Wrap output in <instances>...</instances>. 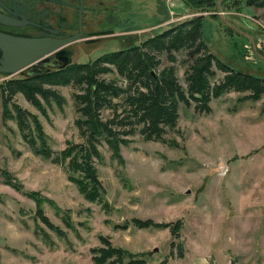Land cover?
Listing matches in <instances>:
<instances>
[{"label":"rangeland","instance_id":"rangeland-1","mask_svg":"<svg viewBox=\"0 0 264 264\" xmlns=\"http://www.w3.org/2000/svg\"><path fill=\"white\" fill-rule=\"evenodd\" d=\"M261 1L229 0L222 20L217 11L199 13L180 0H89L90 37L65 47L70 53L59 60L66 65L141 47L147 39L203 17L201 39L219 62H211L210 94L231 73L255 80L250 82L255 89L237 84L218 98L211 94L209 102H198L199 96H191V77L196 60L208 57L204 49L196 42L192 49L183 45L158 55L156 73L173 67L186 102H178L176 125L165 130L163 142L145 140L139 126L124 137L127 143L115 157L100 141L94 166L104 192L101 203L85 200L64 167L35 153L43 144L59 153L67 143L83 142L75 122L81 118L77 98L85 85H43V92L51 93L48 100L43 93L29 100L21 93L7 95V84L26 79L22 74L0 75V264H129L140 254L144 264H264ZM109 68L98 79L126 89L127 82ZM124 100L113 99L116 110L104 109L101 119L123 116ZM29 142L35 143L33 149ZM134 219L153 224L142 228ZM176 222L181 223L178 239L168 228L154 227ZM171 243L181 245V258ZM113 248L121 254L112 253ZM106 254L113 255L104 259Z\"/></svg>","mask_w":264,"mask_h":264},{"label":"trees","instance_id":"trees-1","mask_svg":"<svg viewBox=\"0 0 264 264\" xmlns=\"http://www.w3.org/2000/svg\"><path fill=\"white\" fill-rule=\"evenodd\" d=\"M180 1L185 7L203 13L217 11L219 0ZM228 1L224 0L222 2V9ZM256 1L249 0L248 4L254 5ZM258 6L264 7V1H261ZM202 20L203 17H198L181 23L176 29L147 39L141 47H131L127 50L108 53L87 64L64 66L63 61H60L62 65L55 71L48 72L47 70L41 75L24 80H12L7 84L8 97L21 93L26 99L31 100L33 95L43 93L41 96L46 101L51 93H48V91L44 93L43 85L59 86L71 82L85 85L84 92L77 98V111L81 118L75 122L83 142L79 144L67 143L66 147L59 153L51 152L43 144L42 148L35 153L50 159L53 164L64 167L68 180L76 185L79 193L88 202L101 203L103 201V188L94 166V159L100 157L97 146L101 140L106 143L115 157H120L118 155L119 147L127 143L124 137L132 135L136 127L141 126L139 132L145 140L162 142L164 141L162 137L165 130L175 127L178 102L185 101L184 95L181 92L173 67H164L156 73L160 65L157 56L165 51L181 48L183 45L192 49L196 42V48L199 50L204 49L206 52V47L201 39ZM206 55L208 56L207 59L196 60L195 65H198L192 70L191 80L193 81L191 83L193 87L191 96L192 98L199 96V100L196 97V101L201 102L200 100H202L207 103L210 101L211 94L213 98H218L228 87H234L237 84H243V86L240 85L241 89L242 87L255 89L253 83H250L255 80H251L249 74L242 75V73L235 72L229 73L230 77L225 78L224 83L216 86L217 89H213L210 94L207 78L210 75L211 62L215 61L216 64L219 62L210 53L206 52ZM109 67H114L119 77L127 82L126 89H123L116 81L106 82L98 79L99 75L111 71ZM121 96H124L126 104L123 111L124 115H121L122 117L117 115L115 118L103 121L100 113L111 106L116 110V105H113L112 100ZM201 110L206 111V108L203 106ZM34 122L37 126V122ZM18 127L23 131L22 124H18ZM38 129L40 130V127ZM40 136H42L41 130ZM28 144L32 149L34 148V142ZM9 184L13 188H17L11 182ZM36 204L38 209V201H36ZM133 223H143V225H139L142 228H148L153 224L150 220L142 222L137 219H134ZM154 227L168 228L172 238H179L180 222L154 224ZM174 246L177 245L171 243V247ZM176 248L178 250L177 257L181 258V245L179 244ZM118 250L113 248L112 253L121 254ZM172 252L173 249H171L170 256H173ZM112 255L106 254L104 259L111 258ZM124 256L130 261L134 260L132 258H139L129 264H144L142 258L144 255L142 254L134 257L131 253L126 254L125 252ZM160 264H167V260H163Z\"/></svg>","mask_w":264,"mask_h":264},{"label":"flooded vegetation","instance_id":"flooded-vegetation-1","mask_svg":"<svg viewBox=\"0 0 264 264\" xmlns=\"http://www.w3.org/2000/svg\"><path fill=\"white\" fill-rule=\"evenodd\" d=\"M88 2L89 0H0V59H5L6 47L16 45L8 40L65 39L78 35L76 41L69 45L78 41L87 42L91 34L86 30ZM50 31L56 33L52 34ZM61 52L51 54L45 58L49 59L47 62L35 63L20 74L29 78L41 75V72L50 67H57L59 59H67L68 52L65 48Z\"/></svg>","mask_w":264,"mask_h":264},{"label":"water","instance_id":"water-1","mask_svg":"<svg viewBox=\"0 0 264 264\" xmlns=\"http://www.w3.org/2000/svg\"><path fill=\"white\" fill-rule=\"evenodd\" d=\"M219 0L217 3V12L220 19L223 20L222 2ZM55 34L56 31H50ZM78 35L72 38L54 39V38H41V39H26V40H8L11 44L5 48V59H0V73L5 75H13L20 73L29 68L35 63L47 62L45 59L51 54L64 49L67 45L76 41ZM20 58V59H17ZM67 63V62H66ZM64 66L66 64H63ZM43 72H41L42 74Z\"/></svg>","mask_w":264,"mask_h":264},{"label":"crops","instance_id":"crops-1","mask_svg":"<svg viewBox=\"0 0 264 264\" xmlns=\"http://www.w3.org/2000/svg\"><path fill=\"white\" fill-rule=\"evenodd\" d=\"M181 13H182L181 16L185 14L182 7H181Z\"/></svg>","mask_w":264,"mask_h":264},{"label":"bare ground","instance_id":"bare-ground-1","mask_svg":"<svg viewBox=\"0 0 264 264\" xmlns=\"http://www.w3.org/2000/svg\"><path fill=\"white\" fill-rule=\"evenodd\" d=\"M222 13H223V9H222ZM223 16H224V14H222ZM1 74V73H0ZM2 75H5V74H2ZM5 76H7V75H5Z\"/></svg>","mask_w":264,"mask_h":264}]
</instances>
